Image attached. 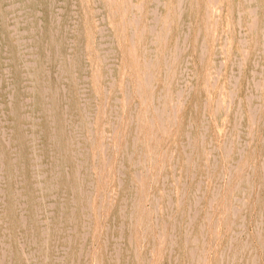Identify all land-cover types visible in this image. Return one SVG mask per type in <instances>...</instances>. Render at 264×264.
I'll use <instances>...</instances> for the list:
<instances>
[{"label": "rangeland", "instance_id": "1", "mask_svg": "<svg viewBox=\"0 0 264 264\" xmlns=\"http://www.w3.org/2000/svg\"><path fill=\"white\" fill-rule=\"evenodd\" d=\"M81 1H0V264H264V0Z\"/></svg>", "mask_w": 264, "mask_h": 264}, {"label": "bare ground", "instance_id": "2", "mask_svg": "<svg viewBox=\"0 0 264 264\" xmlns=\"http://www.w3.org/2000/svg\"><path fill=\"white\" fill-rule=\"evenodd\" d=\"M0 1H1V0H0ZM93 1H94V0H92V4L96 5L95 3H93ZM117 1H118V0H117ZM142 1H143V0H142ZM168 1H170V0H168ZM212 1H213V0H212ZM237 1H238V0H237ZM244 1H245V0H244ZM247 1H248V0H247ZM32 2H33V1H32ZM40 2H41V1H40ZM72 2H73V1H72ZM75 2H76V1H75ZM81 2H83V0H82ZM81 2H80V3H81ZM101 2H102V1H101ZM107 2H108V0H107ZM113 2H114V1H113ZM180 2H181V1H180ZM180 2H179V3H180ZM184 2H185V0H184ZM208 2H210V1L208 0ZM215 2H216V1H215ZM35 3H36V2H35ZM108 3H109V2H108ZM116 3H117V2H116ZM129 3H130V2H129ZM131 3H132V2H131ZM176 3H177V2H176ZM1 4H2V3H1ZM49 4H50V1H49ZM49 4H48V5H49ZM88 4H89V3H88ZM184 4H185V3H184ZM196 4H197V3H196ZM196 4H195V5H196ZM209 4H210V3H209ZM209 4H208V5H209ZM221 4H222V3H221ZM248 4H249V3H248ZM38 5H39V4H38ZM168 5H169V4H168ZM180 5H181V4H180ZM87 6H88V5H87ZM100 6H101V5H100ZM109 6H110V5H109ZM111 6H112V5H111ZM121 6H122V5H121ZM191 6H192V5H191ZM214 6H215V4H214ZM214 6H213V7H214ZM240 6H241V5H240ZM118 7H119V6H118ZM132 7H133V5H132ZM167 7H168V9H169V6H167ZM178 7H180V6H178ZM183 7H184V6H183ZM187 7H188V6H187ZM206 7H207V6H206ZM39 8H40V7H39ZM52 8H53V7H52ZM173 8H174V5H173ZM207 8H208V7H207ZM44 9H45V8H44ZM49 9H50V8H49ZM93 9H94V8H93ZM107 9H108V8H107ZM130 9H131V6H130ZM174 9H175V8H174ZM174 9H173V10H174ZM187 9H188V8H187ZM211 9H212V8H211ZM229 9H230V8H229ZM111 10H113V9L111 8ZM148 10H149V9H148ZM182 10H183V9H182ZM191 10H193V9H191ZM217 10H218V9H217ZM104 11H105V10H104ZM109 11H110V9H109ZM114 11H115V10H114ZM121 11H123V10H121ZM131 11H132V10H131ZM178 11H179V10H178ZM185 11H186V10H185ZM220 11H221V6H220ZM231 11H232V10H231ZM48 12H49V11H48ZM90 12H91V11H90ZM93 12H94V11H93ZM95 12H96V11H95ZM166 12H167V11H166ZM181 12H182V11H181ZM229 12H230V11H229ZM66 13H67V12H66ZM68 13H69V12H68ZM83 13L85 14V12H83ZM107 13L109 14V12H107ZM115 13H116V11H115ZM123 13H124V12H123ZM123 13H122V15H123ZM144 13H145V12H144ZM168 13H169V12H168ZM211 13H212V12H211ZM215 13H217V11H216ZM111 14H112V13H111ZM129 14H130V13H129ZM180 14H181V13H180ZM205 14H206V13H205ZM239 14H240V13H239ZM239 14H238V15H239ZM93 15H95V14H93ZM114 15H115V14H114ZM130 15H131V14H130ZM130 15H129V16H130ZM167 15H168V14H167ZM173 15H174V13H173ZM207 15H208V14H207ZM207 15H206V16H207ZM228 15H229V14H228ZM238 15H237V16H238ZM66 16H67V15H65V17H66ZM69 16H70V15H69ZM69 16H68V17H69ZM85 16H86V15H85ZM85 16H84V20H85ZM124 16H125V15H124ZM164 16H165V15H164ZM219 16H220V14H219ZM120 17H121V16H120V14H119V18H120ZM130 17H131V16H130ZM173 17H175V16H173ZM192 17H193V16H192ZM247 17H248V16H247ZM166 18H167V17H166ZM168 18H169V16H168ZM177 18H178V14H177ZM252 18H253V17H252ZM110 19H111V18H110ZM207 19H208V16H207ZM93 20H94V18H93ZM131 20H132V19H131ZM166 20H167V19H166ZM170 20H172V19H170ZM226 20H227V19H226ZM239 20H240V19H239ZM120 21H121V20H120ZM162 21H163V20H162ZM164 21H165V19H164ZM164 21H163V23H164ZM177 21H178V20H177ZM216 21H217V20H216ZM251 21H253V19H252ZM110 22H111V21H110ZM128 22H129V21H128ZM168 22H169V21H168ZM172 22H173V21H172ZM181 22H182V21H181ZM183 22H184V21H183ZM186 22H187V21H186ZM238 22H239V21H238ZM238 22H237V24H238ZM263 22H264V21H263ZM50 23H51V22H50ZM113 23H114V22H113ZM125 23H126V22H125ZM130 23H131V22H130ZM132 23H133V22H132ZM143 23H144V22H143ZM246 23H247V22H246ZM51 24H52V23H51ZM54 24H55V23H54ZM169 24H170V23H169ZM188 24H189V23H188ZM83 25H84V24H83ZM86 25H87V24H86ZM86 25H85V26H86ZM122 25H123V24H122ZM215 25H216V24H215ZM215 25H214V26H215ZM226 25H227V24H226ZM239 25H240V24H239ZM239 25H238V27H239ZM185 26H186V25H185ZM206 26H207V25L205 24V27H204V28H207ZM221 26H222V25H221ZM48 27H49V26H48ZM141 27H142V26H141ZM166 27H167V26H166ZM168 27H169V25H168ZM227 27H228V25H227ZM227 27H226V28H227ZM63 28H64V27H63ZM65 28H66V27H65ZM89 28H90V27H89ZM143 28H144V27H143ZM214 28H216V27H214ZM90 29H91V28H90ZM113 29H114V28H113ZM186 29H187V28H186ZM221 29H222V28H221ZM221 29H220V30H221ZM228 29H229V28H228ZM54 30H55V29H54ZM81 30H82V29H81ZM122 30H123V28H122ZM165 30H166V28H165ZM79 31H80V30H79ZM168 31H169V30H168ZM181 31H182V30H181ZM181 31H180V32H181ZM188 31H189V30H188ZM261 31H262V30H261ZM263 31H264V30H263ZM55 32H56V31H55ZM82 32H83V31H82ZM87 32H88V31H87ZM87 32H86V33H87ZM120 32H121V30H120ZM163 32H164V31H163ZM166 32H167V31H166ZM177 32H179V31H177ZM182 32H183V31H182ZM222 32H223V31H222ZM222 32H221V33H222ZM237 32H238V31H237ZM48 33H49V31H48ZM90 33L93 34L92 32H90ZM90 33H89V34H90ZM115 33H116V32H115ZM131 33H134V32H131ZM137 33H139V32H137ZM184 33H186V32H184ZM50 34H51V33H50ZM56 34H57V32H56ZM87 34H88V33H87ZM129 34H130V33H129ZM224 34H225V33H224ZM44 35H45V34H44ZM52 35H53V34H52ZM63 35H64V34H63ZM133 35H134V34H133ZM138 35H139V38H140L141 35H140V34H138ZM162 35H163V34H162ZM162 35H161V40H162V37H163ZM217 35H218V33H217ZM262 35H263V34H262ZM88 36H90V35H88ZM92 36H93V35H92ZM131 36H132V35H131ZM144 36H145V35H144ZM165 36H166V35H165ZM219 36H220V35H219ZM123 37H125V34H124ZM166 37H167V36H166ZM212 37H213V36H212ZM255 37H256V36H255ZM63 38H65V36H64ZM83 38H85V37H83ZM86 38H87V37H86ZM86 38H85V39H86ZM128 38H129V37H128ZM195 38H196V36H195ZM195 38H194V40H195ZM59 39H60V38H59ZM96 39H97V38H96ZM137 39H138V37H137ZM137 39H136V41H137ZM140 39H141V38H140ZM164 39H165V38H164ZM166 39H167V38H166ZM87 40H89V38H87ZM91 40H92V38H91ZM94 40H95V39H93V42H94ZM129 40H130V39H128V41H129ZM177 40H178V39H177ZM255 40H256V39H255ZM59 41H60V40H59ZM66 41H67V40H66ZM134 41H135V40H134ZM146 41H147V40H146ZM159 41H160V40H159ZM164 41H165V40H164ZM215 41H216V40H215ZM82 42H83V40H82ZM88 42H89V41H88ZM160 42H161V41H160ZM165 42H166V41H165ZM165 42H164L163 45H165ZM223 42H224V41H223ZM84 43H85V42H84ZM86 43H87V42H86ZM90 43H91V41H90ZM145 43H146V42H145ZM215 43H216V42H215ZM225 43H226V42H225ZM237 43H238V42H237ZM80 44H81V43H80ZM92 44H93V43H92ZM94 44H95V42H94ZM136 44H137V43H136ZM177 44H178V42H177ZM202 44H203V43H202ZM84 45H85V44H84ZM160 45H161V44H160ZM163 45H162V46H163ZM255 45H256V44H255ZM48 46H49V45H48ZM88 46H89V44H88ZM90 46H91V45H90ZM90 46H89V47H90ZM92 46H93V45H92ZM131 46H133V45H131ZM199 46H200V45H199ZM204 46H205V45H204ZM78 47H79V46H78ZM85 47H86V46H85ZM85 47H84V48H85ZM119 47H120V46H119ZM127 47H128V46H127ZM173 47H174V46H173ZM64 48H65V47H64ZM64 48H63V49H64ZM79 48H80V47H79ZM120 48H121V47H120ZM130 48H133V47H130ZM175 48H177V47H175ZM65 49H66V48H65ZM121 49H122V48H121ZM138 49H139V48H138ZM203 49H204V47H203ZM229 49H230V48H229ZM229 49H228V50H229ZM44 50H45V49H44ZM119 50H120V49H119ZM130 50H131V49H130ZM141 50H142V49H141ZM175 50H176V49H175ZM239 50H240V49H239ZM160 51H162V50H160ZM167 51H168V50H167ZM179 51H180V50H179ZM229 51H230V50H229ZM131 52H133V51H131ZM193 52H194V51H193ZM199 52H200V51H199ZM155 53H156V52H155ZM204 53H205V52H204ZM228 53H229V52H228ZM45 54H47V53H45ZM64 54H65V51H64ZM121 54H122V53H121ZM131 54H132V53H131ZM163 54H164V53H163ZM198 54H199V53H198ZM202 54H203V50H202ZM202 54H201V55H202ZM77 55H78V54H77ZM83 55H84V52H83ZM122 55H123V54H122ZM138 55H139V54H138ZM45 56H46V55H45ZM66 56H67V55H66ZM96 56H98V55L96 54ZM139 56H140V55H139ZM139 56H138V57H139ZM153 56H154V55H153ZM162 56H163V58H164L165 55H162ZM188 56H189V55H188ZM47 57H48V55H47ZM50 57H51V56H50ZM55 57H57V56H55ZM133 57H134V56H133ZM53 58H54V57H53ZM66 58H67V57H66ZM76 58H78V56H76ZM96 58H97V57H96ZM139 58H140V57H139ZM182 58H183V57H182ZM48 59H49V58H48ZM78 59H79V58H78ZM83 59H84V57H83ZM124 59H125V58H124ZM200 59H201V58H200ZM45 60H46V59H45ZM85 60H87V59H85ZM96 60H97V59H96ZM125 60H126V59H125ZM142 60H143V59H142ZM48 61H49V60H48ZM64 61H65V59H64ZM97 61H98V60H97ZM97 61H96V62H97ZM137 61H138V60H137ZM163 61H164V60H163ZM17 62H18V61H17ZM17 62H16V63H17ZM46 62H47V61H46ZM73 62H74V60H73ZM92 62H93V61H92ZM133 62H134V61H133ZM142 62H143V61H142ZM144 62H145V61H144ZM41 63H42V62H41ZM57 63H58V62H57ZM67 63H68V62H67ZM83 63H84V61H83ZM83 63H82V64H83ZM134 63H135V62H134ZM154 63H155V62H154ZM154 63H153V64H154ZM163 63H164V62H163ZM166 63H167V62H166ZM187 63H189V62H187ZM192 63H193V61H192ZM42 64H43V63H42ZM42 64H41V65H42ZM50 64H51V63H50ZM54 64H55V63H54ZM54 64H53V65H54ZM77 64H78V63H77ZM77 64H75V65H77ZM91 64H92V63H91ZM149 64H150V63H149ZM149 64H145V65H149ZM171 64H172V62H171ZM190 64H191V63H190ZM44 65H45V64H44ZM68 65H69V63H68ZM79 65H80V63H79ZM96 65H97V64H96ZM134 65H135V64H134ZM142 65H143V64H142ZM185 65H186V64H185ZM185 65H184V66H185ZM91 66H92V65H91ZM165 66H166V64H165ZM168 66H169V65H168ZM184 66H183V67H184ZM43 67H45V66H43ZM93 67H94V65H93ZM99 67H100V66H99ZM134 67H135V66H134ZM137 67H138V66H137ZM140 67H141V66H140ZM143 67H144V66H143ZM145 67H146V66H145ZM145 67H144V69H145ZM169 67H170V66H169ZM185 67H186V66H185ZM185 67H184V68H185ZM47 68H48V67H47ZM71 68H73V67H71ZM94 68H95V67H94ZM152 68H154V66H153ZM176 68H177V67H176ZM179 68H180V67H179ZM194 68H195V67H194ZM69 69H70V68H69ZM98 69H100V68H96V69H93V70H94V72H95V70H98ZM134 69H135V68H134ZM192 69H193V68H192ZM195 69H196V68H195ZM195 69H193V71H194ZM67 70H68V69H67ZM80 70H81V69H80ZM137 70H138V68H137ZM148 70H149V67H148ZM156 70H157V69H156ZM167 70H168V69H167ZM173 70H174V69H173ZM175 70H176V69H175ZM165 71H166V70H165ZM208 71H209V70H208ZM38 72H39V71H38ZM70 72H71V71H70ZM85 72H86V71H85ZM96 72H97V71H96ZM146 72H147V71H146ZM154 72H155V71H154ZM180 72H181V71H180ZM36 73H37V72H36ZM91 73L93 74L92 71H91ZM122 73H123V72H122ZM144 73H145V72H144ZM149 73H150V72H149ZM163 73H164V72H163ZM174 73H175V72H174ZM72 74H74V72H73ZM137 74H138V73H137ZM146 74H147V73H146ZM151 74H152V72H151ZM151 74H150V75H151ZM171 74H172V73H171ZM178 74H179V73H178ZM195 74H196V73H195ZM40 75H41V73H40ZM74 75H75V74H74ZM93 75H94V74H93ZM93 75H92V76H93ZM147 75H148V74H147ZM207 75H208V74H207ZM49 76H50V75H49ZM49 76H48V77H49ZM98 76H99V75H98ZM153 76H155V75H153ZM177 76H178V75H177ZM194 76H195V75H194ZM205 76H206V75H205ZM43 77H44V76H43ZM100 77H101V76H100ZM104 77H105V76H104ZM129 77H130V76H129ZM145 77H147V76L145 75ZM148 77H149V76H148ZM150 77H151V76H150ZM41 78H42V77H41ZM94 78H97V77L94 76ZM101 78H102V77H101ZM101 78H100V80H101ZM135 78H136V77H135ZM140 78H141V76H140ZM167 78H168V77H167ZM171 78H172V77H171ZM171 78H170V79H171ZM104 79H105V78H104ZM142 79H144V78H142ZM142 79H140V81H141ZM145 79H146V78H145ZM148 79H149V78H148ZM150 79H151V78H150ZM227 79H228V78H227ZM72 80H73V79H72ZM94 80H96V79H94ZM163 80H164V79H163ZM171 80H172V79H171ZM195 80H196V79H195ZM205 80H206V79H205ZM42 81H44V80H41V82H42ZM177 81H179V80H177ZM38 82H39V81H38ZM55 82H56V81H55ZM69 82H70V81H69ZM94 82L96 83V81H94ZM137 82H138V81H137ZM141 82H142V81H141ZM157 82H158V81H157ZM157 82H156V84H157ZM205 82H206V81H205ZM227 82H228V80H227ZM43 83H44V82H43ZM43 83H42V84H43ZM74 83H75V82H74ZM145 83H146V82H145ZM162 83H163V81H162ZM139 84H140V83H139ZM163 84H164V83H163ZM36 85H37V84H36ZM54 85H55V84H54ZM146 85H147V84H146ZM204 85H205V84H204ZM102 86H103V84H102ZM136 86H137V85H136ZM168 86H169V85H168ZM168 86H167V87H168ZM202 86H203V85H202ZM41 87H42V86H41ZM41 87H40V88H41ZM73 87H74V86H73ZM138 87H139V86H138ZM142 87H143V85H142ZM149 87H150V86H149ZM174 87H175V86H174ZM203 87H205V86H203ZM206 87H207V86H206ZM206 87H205V88H206ZM219 87H220V86H219ZM229 87H230V86H229ZM54 88H55V87H54ZM136 88H137V87H136ZM176 88H177V87H176ZM212 88H213V87H212ZM34 89H35V88H34ZM41 89H42V88H41ZM56 89L58 90L59 87L56 88ZM139 89H140V88H139ZM145 89H146V86H145ZM167 89H168V88H167ZM208 89H209V88H208ZM98 90H99V89H98ZM102 90H103V88H102ZM176 90H178V89H176ZM176 90H175V91H176ZM212 90H213V89H212ZM216 90H217V89H216ZM39 91H40V90H39ZM71 91H72V90H71ZM151 91H152V90H151ZM171 91H172V90H171ZM199 91H200V90H199ZM206 91H207V90H206ZM64 92H65V91H64ZM142 92H143V91H142ZM144 92H145V91H144ZM217 92H218V91H217ZM220 92H221V91H220ZM220 92H219V93H220ZM224 92H225V90H224ZM41 93H42V92H40V94H41ZM53 93L55 94V92H53ZM57 93H58V92H57ZM57 93H56V94H57ZM68 93H69V92H68ZM74 93H75V91H74ZM174 93H175V92H174ZM205 93H206V92H205ZM150 94H152V93L150 92ZM167 94H168V92H167ZM177 94H178V92H177ZM199 94H200V93H199ZM136 95H137V94H136ZM148 95H149V94H148ZM174 95H175V94H174ZM213 95H214V94H213ZM217 95H218V94H217ZM225 95H226V94H225ZM228 95H229V94H228ZM41 96H42V95H41ZM41 96H40V97H41ZM149 96H150V98H151V96H153V95H149ZM157 96H158V94H157ZM209 96H211V94H210ZM52 97H53V96H52ZM143 97H145V96L143 95ZM143 97H142V102H143ZM153 97H154V96H153ZM223 97H224V96H223ZM57 98H58V97H57ZM216 98H217V97H216ZM229 98H230V97H229ZM36 99H37V98H36ZM152 99H153V98H152ZM169 99H170V98H169ZM54 100H55V99H54ZM147 100H148V99H147ZM164 100H165V99H164ZM34 101H35V99H34ZM57 101H58V100H57ZM150 101L153 102V100H150ZM203 101H204V100H203ZM209 101H210V100H209ZM40 102H41V101H40ZM171 102H172V100H171ZM194 102H195V101H194ZM219 102H221V101H219ZM226 102H227V101H226ZM139 103H140V102H139ZM144 103H145V102H143L142 104H144ZM200 103H201V102H200ZM221 103H222V102H221ZM18 104H19V103H18ZM140 104H141V103H140ZM150 104H151V103H150ZM171 104H172V103H171ZM205 104H206V103H205ZM216 104H217V103H216ZM33 105H34V104H33ZM153 105H154V104H153ZM167 105H168V104H167ZM193 105H194V104H193ZM222 105H223V104H222ZM222 105H221V108H222ZM41 106H42V105H41ZM56 107H57V106H56ZM75 107H76V105H75ZM140 107H141V105H140ZM52 108H53V106H52ZM72 108H73V107H72ZM145 108H146V107H145ZM226 108H227V107H226ZM232 108H233V107H232ZM55 109H56V108H55ZM65 109H66V108H65ZM223 109H224V108H223ZM33 110H34V109H33ZM76 110H77V109H76ZM195 110H196V109H195ZM64 111H65V110H64ZM153 111H154V110H153ZM214 111H215V110H214ZM139 112H140V111H139ZM146 112H147V111H146ZM222 112H223V111H222ZM229 112H230V111H229ZM229 112H228V113H229ZM143 113H144V112H143ZM166 113H167V111H166ZM174 113H175V112H174ZM148 114H149V113H148ZM155 114H156V113H155ZM168 114H169V113H168ZM194 114H195V113H194ZM157 115H158V114H157ZM218 115H220V114H218ZM154 116H155V115H154ZM167 116H168V115H167ZM188 116H189V115H188ZM104 117H105V116H104ZM104 117H103V118H104ZM144 117H145V116H144ZM137 118H138V117H137ZM154 118H157V116H155ZM174 118H175V116H174ZM180 118H181V117H180ZM192 118H193V116H192ZM218 118H219V117H218ZM150 119L152 120V118H150ZM158 119H159V118H158ZM187 119H188V118H187ZM187 119H186V120H187ZM174 120H175V119H174ZM222 120H223V118H222ZM225 120H226V119H225ZM64 122H65V120H64ZM140 122H141V121H140ZM150 122H151V121H150ZM160 122H161V121H160ZM145 123H146V122H145ZM168 123H169V122H168ZM174 123H175V122H174ZM136 124H137V123H136ZM162 124H163V123H162ZM175 124H176V123H175ZM224 124H225V123H224ZM151 125H152V124H151ZM174 126H175V125H174ZM45 127H46V126H45ZM150 128H151V127H150ZM162 128H163V127H162ZM223 128H224V127H223ZM124 129H125V128H124ZM147 129H148V128H147ZM60 130H61V129H59V131H60ZM150 130H152V129H150ZM150 130H149V131H150ZM158 130H159V129H158ZM17 131H18V130H17ZM156 131H157V129H156ZM18 132H19V131H18ZM127 133H129V132H127ZM169 133H170V132H169ZM48 134H49V133H48ZM143 135H144V134H143ZM143 135H142V136H143ZM160 135H161V134H160ZM22 136H23V135H22ZM48 136H49V135H48ZM59 137H60V135H59ZM59 137H58V138H59ZM149 137H150V136H149ZM158 137H159V136H158ZM18 138H19V137H18ZM58 138H56V139H58ZM148 139H149V138H148ZM70 140H71V137H70ZM157 140H158V138H157ZM58 141H59V140H58ZM66 141H68V140H66ZM147 141H148V140H147ZM147 141H146V142H147ZM155 141H156V140H155ZM166 141H167V140H166ZM140 142H141V141H140ZM150 142H151V141H150ZM57 143H58V142H57ZM148 143H149V141H148ZM154 143H155V142H154ZM155 144H156V143H155ZM155 144H154L153 146H155ZM168 144H169V143H168ZM67 145H68V142H67ZM67 145H66V146H67ZM69 145H70V144H69ZM71 145H72V144H71ZM144 145H146V144L144 143ZM148 146H149V145H148ZM0 147H2V146H0ZM157 148H158V147H157ZM59 149H60V146H59ZM62 149H63V148H62ZM150 149H151V148H150ZM152 149H153V148H152ZM96 150H97V149H96ZM147 150H148V149H147ZM203 150H204V149H203ZM251 151H252V150H251ZM263 151H264V150H263ZM60 152H61V151H60ZM162 152H163V151H162ZM224 152H225V151H224ZM259 152H260V151H259ZM57 153H58V152H57ZM156 154H157V153H155V155H156ZM162 154H163V153H162ZM223 154L226 155V152L223 153ZM227 154L229 155V153H227ZM225 155H223V156L225 157ZM165 157H166V156H165ZM227 157H228V156H227ZM92 158H93V156H92ZM150 160H152V159L150 158ZM150 160H149V161H150ZM224 160H225V159H224ZM246 162H247V161H246ZM91 163H92V162H91ZM164 163H165V162H164ZM64 165H66V164H64ZM164 165H165V164H164ZM245 165H246V164H245ZM243 167H244V165H243ZM243 167H242V168H243ZM262 168H263V167H262ZM263 169H264V168H263ZM155 170H156V169H155ZM159 170H160V169H159ZM239 172H240V171H239ZM263 172H264V171H263ZM263 172H262V173H263ZM155 174H156V173H155ZM236 175H237V174H236ZM262 176H263V175H262ZM73 178H74V177H73ZM241 179H242V178H241ZM139 180H140V179H139ZM239 180H240V179H239ZM258 180H259V179H258ZM64 181H66V180H64ZM241 181H242V180H241ZM239 183H240V182H239ZM157 184H158V183H157ZM259 184H260V183H259ZM238 185H239V184H238ZM156 186H157V185H156ZM70 187H71V186H70ZM128 187H129V185H128ZM139 187H140V186H139ZM101 188H102V187H101ZM131 188H132V187H131ZM70 189H71V188H70ZM234 189H235V188H234ZM128 190H129V189H128ZM149 191H150V190H149ZM153 191H154V190H153ZM224 191H225V189H224ZM146 192H147V191H146ZM144 193H145V192H144ZM237 193H238V192H237ZM225 197H226V196H225ZM225 200H226V199H225ZM262 202H264V200H263ZM253 204H254V203H253ZM263 204H264V203H263ZM228 205H229V203H228ZM224 206H225V205H224ZM254 207H255V206H254ZM222 208H223V207H222ZM225 208H226V207H225ZM258 208H259V207H258ZM141 209H142V208H141ZM225 210H226V209H225ZM143 211H144V209H143ZM219 211H220V210H219ZM261 211H262V210H261ZM155 212H156V211H155ZM258 212H259V211H258ZM217 216H218V215H217ZM222 216H223V215H222ZM234 216H235V215H234ZM154 217H155V216H154ZM140 218H141V216H140ZM140 221H141V220H140ZM145 226H146V225H145ZM153 226H154V225H153ZM139 227H140V226H139ZM226 228H227V227H226ZM226 228H225V229H226ZM142 229H143V228H142ZM143 231H144V230H143ZM152 231H153V230H152ZM213 231H214V230H213ZM150 233H151V232H150ZM211 233H212V232H211ZM142 235H143V234H142ZM141 238H142V237H141ZM143 239H144V238H143ZM143 239H142V240H143ZM263 239H264V238H263ZM261 242H262V241H261ZM260 246H261V245H260ZM262 246H263V245H262ZM141 247H142V246H141ZM142 248H143V247H142ZM142 248H141V249H142ZM138 249H139V248H138ZM135 252H136V251H135ZM140 252H141V251H140ZM193 252H194V251H193ZM135 255H136V254H135ZM135 258H136V257H135ZM158 259H159V258H158ZM206 264H207V263H206Z\"/></svg>", "mask_w": 264, "mask_h": 264}]
</instances>
